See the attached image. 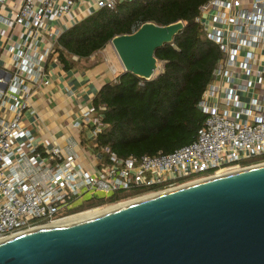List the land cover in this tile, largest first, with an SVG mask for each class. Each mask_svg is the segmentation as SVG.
Segmentation results:
<instances>
[{
  "label": "built area",
  "instance_id": "obj_1",
  "mask_svg": "<svg viewBox=\"0 0 264 264\" xmlns=\"http://www.w3.org/2000/svg\"><path fill=\"white\" fill-rule=\"evenodd\" d=\"M75 1L41 0L35 9V0H21L14 18L2 19L25 32L11 47L9 68L0 72V241L87 211L74 208L93 196L146 189L115 206L264 163V0H209L199 9L195 21L221 57L197 103L204 121L191 142L170 152L124 157L100 147L89 170L78 162L80 140L72 135L63 147L35 145L23 111L31 92L49 84L42 63L52 52V46L42 50L39 37L45 32L56 41L68 28L63 23L65 29L53 33L47 22L61 20ZM121 1L97 0L95 6L112 10ZM105 109L85 107L71 128H85L94 141L104 128Z\"/></svg>",
  "mask_w": 264,
  "mask_h": 264
},
{
  "label": "water",
  "instance_id": "obj_2",
  "mask_svg": "<svg viewBox=\"0 0 264 264\" xmlns=\"http://www.w3.org/2000/svg\"><path fill=\"white\" fill-rule=\"evenodd\" d=\"M183 27L147 22L109 44L124 72L150 81L155 51ZM0 264H264V163L16 235Z\"/></svg>",
  "mask_w": 264,
  "mask_h": 264
},
{
  "label": "trees",
  "instance_id": "obj_3",
  "mask_svg": "<svg viewBox=\"0 0 264 264\" xmlns=\"http://www.w3.org/2000/svg\"><path fill=\"white\" fill-rule=\"evenodd\" d=\"M209 0H122L112 10L100 9L64 31L52 53L64 68L67 58L88 59L102 51L116 36L134 33L152 22L184 25L172 43L155 51L161 71L150 81L122 72L98 89L92 99L101 114L103 130L95 137L96 148L107 146L118 156L170 152L191 142L204 121L197 103L212 79L221 54L195 21ZM143 189L129 190V195ZM128 192V191H127ZM125 191L84 200L74 211L120 200Z\"/></svg>",
  "mask_w": 264,
  "mask_h": 264
},
{
  "label": "crops",
  "instance_id": "obj_4",
  "mask_svg": "<svg viewBox=\"0 0 264 264\" xmlns=\"http://www.w3.org/2000/svg\"><path fill=\"white\" fill-rule=\"evenodd\" d=\"M96 1H75L68 14L61 20L50 18L47 28L52 27L51 31L55 33L57 30L65 29L63 23L69 29L82 22L98 11ZM40 2L41 0H35V9L41 5ZM20 5L21 0H0V72L9 68L13 54L11 47L22 42V35L25 32L19 26L9 28L2 19H13ZM45 34L44 32L42 37H39V42L43 44L42 50L49 46H52L53 50L57 40L49 39ZM107 46L88 59H78L70 55L67 60L73 65L71 68H64L57 59V53L51 52L42 63L49 84L31 92L30 105L23 111L24 123L34 135L35 145L45 144L48 148L63 147L69 135H72L80 140L77 146L78 162L88 170L99 161L100 157L96 156L95 151H99L100 148L94 150L91 147L94 146V141H91L90 134L86 133L85 128L76 131L71 128L70 122L76 113L92 104V99L99 88L118 77V71L105 55ZM31 109L35 111L34 114H31Z\"/></svg>",
  "mask_w": 264,
  "mask_h": 264
},
{
  "label": "rangeland",
  "instance_id": "obj_5",
  "mask_svg": "<svg viewBox=\"0 0 264 264\" xmlns=\"http://www.w3.org/2000/svg\"><path fill=\"white\" fill-rule=\"evenodd\" d=\"M107 50L105 51V55H106V57L107 58H109L110 59V61L112 62V64H113V66L115 67V69L118 71V73H117V75H119V74H121L122 72H124V70H123V67H122V65L120 64V62H119V60H118V58H117V56H116V54H115V52L113 51V49H112V47H111V45L109 44V46H107ZM158 65V70L154 73V76L153 77H155L160 71H161V69H162V66H161V64H157ZM251 161H254V160H251ZM247 161H245V162H243V163H246ZM248 162H250V161H248ZM185 179H188V178H185ZM185 179H182V180H185ZM181 180V181H182ZM128 191V192H127ZM127 191H125V195L123 196V198H126V197H128V196H130L129 194V190H127ZM143 191H146V189L145 190H142V192ZM87 197H84V199H86ZM140 199H142V198H140ZM129 202H133V201H129ZM129 202H125V204L126 203H129ZM124 204V203H123ZM120 205H122V204H120ZM110 206H113L112 205V203H107V204H104V205H100V206H95V207H91V208H88V209H84V210H87V211H92V213L93 212H95V213H99V212H102V211H105V210H107V209H111V208H113V207H110ZM117 206H119V205H117ZM110 207V208H109ZM114 207H116V206H114ZM90 211V212H91ZM83 212H85V211H83ZM94 214V213H93Z\"/></svg>",
  "mask_w": 264,
  "mask_h": 264
},
{
  "label": "bare ground",
  "instance_id": "obj_6",
  "mask_svg": "<svg viewBox=\"0 0 264 264\" xmlns=\"http://www.w3.org/2000/svg\"><path fill=\"white\" fill-rule=\"evenodd\" d=\"M222 174H224V173H222ZM222 174L221 173H218V175H216V176H219V175H222ZM199 181H201V180H199ZM195 182H198V181H195ZM189 184H191V183H189ZM185 185H188V183L185 184ZM152 195H155V193L152 194ZM152 195L151 194L150 195H146V196L141 197V198L144 199V198L149 197V196H152ZM136 200H140V198L139 199H134V200H131V201H136ZM127 202H129V201H127ZM129 203H131V202H129ZM120 204H122V205H120ZM120 204H117L119 206L115 205L116 207H114V206H110V207H113L111 209H114V208H117V207H120V206L125 205V202H124V204L123 203H120ZM126 204H128V203H126ZM111 209H107V210L102 211V212H99V213L93 212L94 214L92 213L91 210H90L91 212L90 211L81 212V213H78V214L73 215L71 217H68V218H66V219H64L62 221H58V222H56V223H54V224H52L50 226H56V225L69 224V223L77 222V221H80V220H83V219H86V218H90V217L96 216L98 214H101V213L106 212V211L111 210ZM45 227H47V226H45ZM7 239H9V238H6L5 240H7Z\"/></svg>",
  "mask_w": 264,
  "mask_h": 264
}]
</instances>
